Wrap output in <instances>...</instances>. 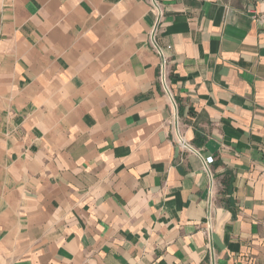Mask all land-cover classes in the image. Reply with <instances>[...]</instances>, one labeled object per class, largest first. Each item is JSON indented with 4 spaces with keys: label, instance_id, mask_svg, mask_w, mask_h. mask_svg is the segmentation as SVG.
Listing matches in <instances>:
<instances>
[{
    "label": "crops",
    "instance_id": "1",
    "mask_svg": "<svg viewBox=\"0 0 264 264\" xmlns=\"http://www.w3.org/2000/svg\"><path fill=\"white\" fill-rule=\"evenodd\" d=\"M161 2L194 151L146 0H0V264H264V0Z\"/></svg>",
    "mask_w": 264,
    "mask_h": 264
},
{
    "label": "built area",
    "instance_id": "2",
    "mask_svg": "<svg viewBox=\"0 0 264 264\" xmlns=\"http://www.w3.org/2000/svg\"><path fill=\"white\" fill-rule=\"evenodd\" d=\"M153 13V21L147 33V42L152 48L153 52L159 57L160 62L158 65L157 80L161 85L163 93L167 96L170 106L172 107V124L174 129L175 140L178 145L186 151H194L195 149L183 138L178 130V111L177 103L175 101L174 95L169 87L168 78L166 73V66L168 63L167 56L165 54V49L161 44L160 33L162 30V23L164 19L165 9L161 0H146ZM213 161L211 156L205 158V163L210 164Z\"/></svg>",
    "mask_w": 264,
    "mask_h": 264
}]
</instances>
